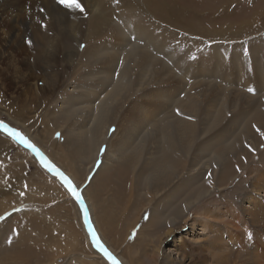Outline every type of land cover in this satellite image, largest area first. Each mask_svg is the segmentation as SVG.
<instances>
[{
    "label": "rangeland",
    "instance_id": "1",
    "mask_svg": "<svg viewBox=\"0 0 264 264\" xmlns=\"http://www.w3.org/2000/svg\"><path fill=\"white\" fill-rule=\"evenodd\" d=\"M150 1L153 0H80L85 8V12L82 13L78 10V14H75L74 8H66L59 0H10L11 5L15 6V9H12L13 11L15 10L13 20L18 26V28L15 26L17 35L21 32V26L19 25L20 23L24 24V20L28 24L34 22L26 26L29 32L31 31L30 34L37 30L35 29L38 27L37 24L40 23L43 25L42 27H44V24L49 21L43 16V13L46 10L52 11L56 6H59L63 10V13L59 14L60 17L58 22L62 20V25L66 26L67 30L64 34H61L62 38L60 37L59 59L58 63L54 65L55 68L45 72L41 67L36 71L38 73V75L36 74L35 76L36 79L31 76L32 79L23 81L17 86L6 84L7 82L5 83V80L12 75L8 71L0 70V122L6 123L9 127L15 128L23 133L25 137L35 144L36 148L44 153L52 163L60 168L73 181L81 197L88 206L91 222L100 240L104 243L108 251H110L122 264H173V260L178 261L176 264H179L181 260L184 264H264V220H250L248 213H246L245 209L242 207L244 196L254 190L253 185L254 182L257 184V180L261 182L260 191L263 198L262 200H264V179L262 180V178H264V164L263 162L261 163L260 157L264 154V123H262L263 126L262 124H256L254 126V130L250 136L246 138L239 147L235 148L237 151L235 149L229 151L233 153L227 159L230 164L234 163L232 164L234 166L239 165L240 158H243L244 162L239 165L238 169L233 171L232 175L225 178L227 181L222 183L219 179L223 171V165H225V157L223 161L222 159H216L215 155L218 154L216 148L210 153H208L209 150H207V153L206 150H204V153L199 150L197 154L191 152L185 159V165L179 170L177 174L178 178L174 180L175 183L164 187L162 190H153L150 179L147 177L148 175L144 176L143 173L146 172L140 170L147 161V152L142 154V160H139L136 167L134 161L122 162L124 177L127 173L133 172L130 177V183L127 187L123 188V181L121 180L122 173H118L120 165L118 162L114 163L111 160V156L106 153L107 145L103 144V147L101 146L103 151L101 149L95 161L88 164V159L92 161V155L90 157L89 150H87L84 160L77 158V161H75L69 157L67 152L68 148H66L64 144L62 145L64 138H66L63 135L66 131L64 119L58 121L54 139L51 138L49 133H46L48 127L50 129L57 123L53 118L61 113L65 115L67 110L73 112V120H75V127L77 129H80L81 124L88 120L89 108L85 103L86 97L84 96L87 91L83 90L81 87L82 84H87L89 82L88 78L85 77L89 70L86 64L87 49L91 48L96 42L99 43L104 40L113 39L109 33L112 26H118V22L121 23V26L125 27L127 25L130 26L128 21L132 23H141L142 21L149 27H147L149 34L155 33L154 35L157 36L159 40L170 43L171 48H176L177 50L181 48V50L184 51L186 50L185 47L190 48L188 45L189 39L185 36H190L192 39H195L197 42L193 49L191 48L189 49L191 51L188 50L185 52L187 66H190L191 63L199 59L205 61L210 56H214L215 53L213 55L211 54L219 47L220 49L218 51H221V53H219L222 54L224 58L223 60L220 59L223 65H233V49L237 47L243 50L240 57L236 60L238 64H243L245 58L247 60V58H250L252 55L255 58L259 56V60L262 59V52L264 53V19L262 20V18H264V0H177L176 2L170 0L169 2L171 5L165 8L162 7L160 10L151 7L147 8V5H151V3H149ZM16 7L18 9H16ZM0 10L3 9L0 8ZM167 10L168 12L170 11L169 14L166 12ZM72 26L82 27L74 37L71 34ZM95 26H99L100 31H94ZM53 27L61 29V26L58 25H53ZM241 28L242 30H240ZM207 32L213 35L211 36ZM32 35H35V37L40 40L38 35ZM87 35H90V37H87ZM22 37L19 42L28 44L29 41L32 43L34 42L33 38H30L27 33L22 35ZM256 38L258 40H256ZM16 43L17 41L15 39V47L17 46ZM204 48L207 53L202 51ZM256 48L259 49L258 54L253 52V49ZM74 50H76V52L71 59V53ZM218 51H216V53ZM246 65L249 66L247 71L249 73L252 65L249 64V59L246 61ZM140 67L141 65L138 62L132 70L134 73H138V68ZM51 78H56L55 82H57V85L49 81ZM157 86L158 85H155L154 88ZM73 88L75 89L73 90ZM76 92L78 93L76 94ZM142 94L143 93H141V95ZM201 94L208 95L209 92L203 90ZM37 96L39 99L32 103L31 100H35ZM62 96H65V98ZM132 96L133 97L128 101L126 107L131 104V101L139 98L144 100V97H146H139V93ZM43 98L45 99L44 103H42ZM68 100H70L71 103H66ZM234 101L235 99L229 100V104L231 103L233 106L241 105L244 110L249 109L247 106L252 104L249 98H244L243 94L239 96L237 103ZM244 101H249V105L245 104ZM78 103H80V105ZM231 104L229 106H232ZM75 105H77V107ZM91 105L92 104H90V106ZM58 107H60L62 112L60 109H57ZM78 108H83V110ZM78 110L81 112L78 113ZM122 117H124L123 114ZM230 118L231 115L229 112L228 115L223 117L222 121L214 123L212 121L213 118L209 115L208 125L210 129H207V131L200 130V139H206L207 137H212L209 140L218 139L219 136L223 134L226 138L221 144H224V141L227 142V140L230 142L234 141L242 131L243 124L241 125L242 127L235 130L238 134L236 132V134H232L234 130L231 129ZM111 124L109 131L110 134H114L118 130L119 124L118 122H112ZM2 133L8 136L6 138L11 140V143L13 141L17 144L16 146L22 148L23 151L12 146L10 148V153L7 154L4 161L5 163L8 160L12 161L9 163L10 170H12L10 179L12 181L7 185H11L14 192L2 195V197L0 196V224L5 226L2 228V230L5 231L7 228H12L13 230V228L16 227L15 225L19 226L21 223H26V235L33 241L30 242L31 244L29 245V247H33L29 248V250L32 256L33 253H39L33 257L27 254L25 257L27 261H29L27 264H38V262L40 264H113L107 260L106 257L99 254L100 252L97 250L92 241L93 239L87 231L83 219V212L78 202L68 191L65 184L60 181L59 176L49 171L41 164L40 159L33 149L28 148L17 139H14L11 135L5 133L2 127H0V134ZM57 133H59V136H57ZM228 134L232 135L228 138ZM253 140L255 142H253ZM248 141L251 142L250 148L247 146ZM254 144H257V146ZM50 150L53 153L51 156V152L49 153ZM27 151L31 157L24 158L26 161H24L23 164L24 167L26 166L27 168H23V171H21L15 166V163L17 164L18 161L14 160L12 155L18 154L24 156L25 152V156H28ZM63 151L66 152L65 156L62 155ZM4 152L8 151L4 150ZM104 159L113 162L112 172L109 170V172H107L108 175L105 176L108 180L107 183L110 182V184L102 188L103 192L99 194L100 202L96 204L94 200L96 205H92L91 207L88 201V194L86 193L88 192V187L91 185L94 176L100 172ZM220 168H222V171ZM35 172L38 174L35 175ZM1 174H3V171L0 170V175ZM136 176H138V181L143 177L141 185L138 181L134 183V178H136ZM217 176L218 179L216 178ZM178 179H182L181 184L184 187L182 191L179 192L180 196H177L175 201H170L168 199L166 210L163 213L160 212L159 214L153 215L152 209L154 206L156 207L154 203L157 204L162 196L177 186L179 184L177 183L179 181ZM215 179L220 182L215 181ZM208 180L211 181V184ZM39 184L47 187L52 192L46 194L40 191L39 188L35 186ZM55 184L57 187H55ZM31 188H33V190H30ZM202 190L203 192L205 191L206 194L200 193ZM15 192L18 194L17 196ZM20 192L23 195L20 194ZM31 192L32 195L34 193L33 196L30 195ZM198 195L199 198L196 199ZM148 196L152 198L151 201ZM189 197L190 201L188 200ZM10 198L15 199L16 204H9L10 201L8 202V200ZM4 201L8 204H5ZM118 201H120V203H118ZM122 203H124V206ZM211 208H214L215 212H209ZM107 210L109 213H107ZM113 213L117 215L114 216ZM123 214L125 219L121 217ZM23 215L25 217H23ZM109 218L115 219V224H111L108 221L107 223L106 219ZM119 218L123 223H121ZM206 219H208V223H204V225L208 227L202 224V221H206ZM262 219H264V213ZM102 220L103 222H101ZM194 220L196 221L194 222ZM161 221L165 222L163 223ZM47 222L49 224L46 226ZM171 222H173V224ZM145 223L148 224L146 225ZM189 223H195V228L189 230ZM161 225L165 227L158 228V226ZM12 230H10V232ZM41 231L42 233H40ZM221 235H224L222 238L223 240L220 238ZM7 236L10 237L12 241L14 240L13 245L16 244L17 246H12L15 248L26 245L18 240L16 234ZM41 238L43 240L45 239V242L42 241ZM75 238L78 239L76 243ZM196 238V242H193V239ZM70 241L73 243L70 244ZM180 241H182V243H180ZM50 242L53 244V248H51ZM4 243L0 245V248L4 246ZM43 245H46V247ZM47 245H49L48 249ZM31 249L36 251H32ZM166 251L169 252L166 253Z\"/></svg>",
    "mask_w": 264,
    "mask_h": 264
},
{
    "label": "bare ground",
    "instance_id": "2",
    "mask_svg": "<svg viewBox=\"0 0 264 264\" xmlns=\"http://www.w3.org/2000/svg\"><path fill=\"white\" fill-rule=\"evenodd\" d=\"M169 1L170 0H164V1L153 0L149 2L151 3V5L150 6L147 5V8L151 7V8H156L160 10V8L162 7L165 8L171 5ZM176 1L177 0H174V2ZM0 8L3 9V10H0V70L8 71L12 75L11 77L5 80V83L7 82L6 84H11V85L13 84L14 86H17L23 81H26V80L29 81L30 79H32L31 76L34 79H36L35 76L36 74L38 75L36 71L41 67L43 71L45 72L48 70H51L52 68H55L54 65L58 63V59H59L58 52L60 49V37L62 38L61 34H64L67 30V27L62 25V20L58 22V19L60 17L59 14L63 13V10L59 6H56L52 9V11L46 10L43 13V16L49 22L47 21L48 23L46 24L43 23L44 27H42L43 25H41L40 23L37 24L38 27L35 28L37 30L32 33V34L38 35V37L40 38L39 40L35 37V35L30 34L31 31L29 32L28 28L26 27L29 24L34 23V22H30L28 24L24 20V24L20 23L19 25L21 26L20 34L19 35L16 34L15 26H17V23L15 24L13 20L15 10L13 11L12 9V8L15 9V6L11 5L10 0H0ZM16 9L18 8L16 7ZM74 11H75V14H78V9L74 8ZM166 12H168V10ZM263 19L264 18H262V20ZM128 23L130 24V26L127 25L123 27L121 26V23L118 22L117 25L121 27L112 26L110 33H109L111 35V38L113 39L111 40L103 39L104 41H101L99 43L96 42L93 44L91 48L87 49L88 53L86 54L87 55L86 64L89 70L87 71L88 74L85 75V77L88 78L89 82L87 84H82L81 87L83 88V90L87 91L86 95L84 96L86 97L85 103L87 104V107L89 108V116L87 118L88 120H86L85 122L81 124L80 129H77L75 127V120H73L74 119L73 112L70 110H67L65 115L61 113L57 117L53 118L54 121L57 123L54 124L55 126L51 124L53 127L50 129L48 127V130L46 133H49L51 138L54 139L55 131L58 127V121H61L60 119H64L63 121H65L66 123V131H65L66 133L64 132L63 135L66 138H64V142L62 143V145L64 144V146L68 148L69 151L67 150V152L69 154V157L75 161H77L76 160L77 158H81L84 160V158L86 157V152L87 150H89L90 157L92 155V161L88 159L89 160L88 164H91L95 161V159L98 157L99 151L103 147V144L107 145L108 147L106 149V153L111 156V160L114 163L118 162L120 165V167L118 168L119 172L118 171L117 172L122 173L121 180L123 181V185L122 184L121 185L123 186V188L127 187V185L130 183V177L132 176L133 172L127 173L124 177V167L122 165V162L123 161L124 162L134 161L135 167H136L139 160H142L141 159L143 157L142 154L145 152L148 153L147 161L144 163L142 168L140 167L141 168L140 170H142L143 172H146V173L142 172L144 176L148 175L147 177L150 179V183L152 185L153 190H162L166 186L173 185L175 183L174 180L178 178L177 174L179 170L184 167L185 159L190 155L191 152L197 154L199 150H201L202 153H204V150H206V153H207L208 152L207 150H209L208 153H210L214 148L217 149V153H218L217 155H215L216 159H222L223 161V158L225 157L224 158L225 165H223L224 166L223 171H222V168H220L222 171V174L219 172L221 174L219 176L220 177L219 179L222 183L227 181L225 180V178L229 175H232L233 171L238 169L239 165L244 162L243 158H240V159L237 158L239 159V163H240L239 165L234 166L232 165L234 163L230 164L228 162L229 160L227 161V159L233 153L229 151L231 150L233 151L235 148L239 147V145L246 138L250 136L256 124L264 123V53L261 50L262 55H263L261 60H259L258 58L259 56H256L258 58L257 59L253 55L250 58H247V60L249 59V64L250 65L252 64L249 73L247 72L249 66L246 65V61H247L246 58L243 64H238V62L236 61L238 57H240L243 51L239 47L233 49L234 51V54H232L234 55V57H232L233 65H230V64L223 65V63L220 62V59L223 60L224 58L222 57V54H220L221 51H218L220 49L219 47L217 48V50H215L211 54L213 55L215 53L214 56H210L205 61L203 59H199L198 61L191 63L190 66H187L186 65L187 62L185 61L186 59L185 52L191 48L193 49L195 43L197 42L195 39H192L190 36H185L186 38L189 39L188 45L190 48L185 47L186 50L184 51H182L181 48L177 50L176 48H171L170 43L163 41V40H159V38L154 35L155 33L149 34L148 32L149 27L147 26L146 23L142 21L141 23L139 22L132 23L128 21ZM53 25L61 26V29H58V28L56 29L55 27H53ZM71 28H72L71 34L74 37L76 36L75 34H77L81 30L82 27L80 28V26H72ZM242 28L240 30H242ZM94 31H97V32L100 31V27L95 26ZM26 33L29 35L30 38L31 37L33 38L34 40L33 43L30 42L28 44L24 42H19L22 35ZM207 33L211 36L213 35L210 32H207ZM87 37H90V35L89 36L87 35ZM15 39L17 41L16 47L14 46ZM256 40L258 39L256 38ZM202 51L204 53H207L205 48ZM216 51L218 52L216 53ZM258 51H259L258 48L253 49V52H256L257 54H258ZM75 52L76 50H74L71 53V59H72V56L75 54ZM138 62L141 65V67L138 68L139 69L138 73H134L132 69L138 64ZM55 79L56 78H51L49 81H52L54 85H57V82H55ZM154 84L158 86L154 88L155 86ZM74 89L75 88H73V90ZM249 89H253V91H249ZM203 90H206L207 92H209V94L208 95L201 94ZM77 93L78 92H76V94ZM138 93H139V97L146 96L144 97V100H142V98L141 99L136 98L137 100L131 101L130 102L131 104L126 107L128 101L133 97L132 95H136ZM141 93L143 94L141 95ZM241 94L244 95V98H249V100L252 102L250 106H247L249 108L247 110L242 109L243 106L241 105L233 106L230 103L232 106H229L230 105L229 100L235 99L234 102L237 103L239 100V96ZM63 98H65V96ZM38 99L39 97L37 96L35 100L32 99L31 102L34 103ZM78 99H75V100H78ZM44 102H45V99L43 98L42 103ZM69 102L70 100H68V102L66 103H69ZM244 102L245 104L249 103V101H244ZM56 104H57V100H56ZM78 104L80 105V103ZM90 104L92 105L90 106ZM75 106L77 107V105ZM57 109L59 110L60 107H58ZM78 109H81V108H78ZM81 110H83V108ZM77 112L80 113L81 111L78 110ZM229 112L231 115V118H230V123L232 126L231 129L234 130L232 134H236L237 131L235 130L238 129L239 127H242L241 125L243 124L242 131L239 133L238 137L235 138L234 141L230 142L227 140V142L224 141V144H221L222 141L226 138V136L223 134H221L218 139L209 140L212 137H209V138L207 137L206 139H203V138L200 139L199 131L200 130L207 131V129H210V126L208 125L209 115H211V117L213 118L212 121L214 123H217V122L222 121L223 117L228 115ZM122 114L124 117H122ZM112 122H118L119 124L118 130L114 134H110V131H109V128L112 125L111 124ZM3 131L5 132L4 129ZM2 134H0V159H1L0 160V163H1L0 170L3 171V174L0 175V184H1L0 196L1 197L2 195H7L9 193L14 192L13 187L11 185H7L10 181H12L10 180L12 170H10L11 168L9 166V163L12 161L8 160L6 163L4 162L7 157V154L10 153V148L12 146H15V148L23 151L22 148L16 146L17 145L16 143H14L13 141L11 143V140L6 138L8 136H6L5 134L3 135ZM232 134H228V138ZM253 142L255 141L253 140ZM42 143L45 144L44 142ZM54 144H57V143H54ZM250 144L251 142L248 141L247 146L249 148L251 147ZM254 145L257 146V144H254ZM4 150L8 152H4ZM235 150L237 151V149ZM49 153H50V156L53 155L51 150L49 151ZM62 155L65 156L66 152L63 151ZM12 156L14 160L18 161L17 164L15 163V166L19 170L23 171V168H27L26 166L24 167L23 162L26 161V159L24 158L31 157L29 152H28V156H25V152H24V156L18 155V154H14ZM260 157H261V163L263 162L264 164V154L261 155ZM113 162L107 159H104V161L102 162L100 172L94 176V179L91 185L88 187V190H87L88 192L86 194H88V197H89L88 201L91 207L92 205H96L100 202L99 194L103 192L102 188L110 184V182L107 183L108 180L106 179L105 176L108 175L107 172H109V170L110 171L112 170ZM237 163H238V160H237ZM36 174L38 173L35 172V175ZM216 178L218 179V176ZM134 179H135L134 183L137 182L138 176H136V178ZM182 179L180 180L178 179L179 181L177 180L178 181L177 183L179 184L175 186L174 188H172L170 191H168L164 196H162V198L159 199L157 204L154 203L156 207L154 206V208L152 209L153 215L159 214L160 212L163 213L166 210L168 206V199L170 201H175L177 196L178 197L180 196L179 192L182 191V189L184 188L181 184ZM263 179L264 178H262V180ZM142 180H143V177H141L138 181L140 185L142 184ZM215 181L220 182L219 180H216V179ZM42 184L35 185V186L38 187L40 191H43L46 194H50L52 191L48 189L47 187H44ZM260 184H261L260 180H257V184L254 182V185H253L254 190L252 189L253 191L252 192L250 191L249 194H246L243 198L244 203L242 207L245 209V212L248 213L250 220L252 221L264 220L262 219L263 213H264V200H262L263 198H262L261 191H260ZM55 187H57L56 184H55ZM30 190H33V188H31ZM24 191H28V190H24ZM200 193L206 194L205 191L203 192V190ZM20 194L22 193L20 192ZM17 195L18 194H16V196ZM30 195L33 196L34 193L32 195V192H31ZM13 198H10L8 200V202L10 201L9 204H13V203L16 204V200ZM148 198L150 197L148 196ZM197 198H199V195L196 197V199ZM151 199L152 198H150V201ZM184 200H187V199H184ZM188 200L190 201V197L188 198ZM121 201H124V200H121ZM118 203H120V201H118ZM5 204H8V203H5ZM122 204L124 206V203ZM35 212H38V211H35ZM209 212H215L214 208H211ZM107 213H109L108 210H107ZM116 215L114 214V216ZM101 216H102V213H101ZM23 217L25 216L23 215ZM121 217L124 218V214ZM102 219H103V216H102ZM90 220H91V217H90ZM114 220L112 218H109V219H106V222L108 221L111 224H115ZM120 221L121 223H123L122 220ZM195 221L196 220H194V222ZM101 222H103V220ZM173 222L171 223L173 224ZM204 223L207 224L208 219H206V221L205 220L202 221L203 226H206L204 225ZM48 224L49 223L47 222L46 226ZM145 224L147 225L148 223H145ZM15 226L16 227H14L13 230L12 228L11 229L7 228V230L3 231L2 228H4L5 226L0 224V229L2 231V232L0 231V245H2L5 242L4 246L0 248V264H27L29 262L27 261V258H25L27 254H29L31 257L39 254L38 252L33 253V256H32V253L29 250V248L33 247V246L29 247V245L31 244L30 242H33V241L32 239L28 238V236L26 235V232H27L26 223L25 224L21 223L19 226L18 225H15ZM195 226H196L195 223H191V224L189 223L188 229L189 230L193 229L195 228ZM164 227H165L164 225L158 226V228H164ZM10 230L12 231L10 232ZM144 230H145V227H144ZM105 232H106V229H105ZM40 233H42V231ZM10 234H16V236H18V240L21 241V243L26 244V245L24 246L22 245L23 247H19V248L13 247L17 245L16 244L13 245L14 240L12 241V239L7 236ZM223 236L224 235H221L220 238L222 239ZM41 240L45 242V239L43 240L41 238ZM76 240L78 239L75 238V243H76ZM193 240H192L193 242H196L197 238ZM46 241L48 242L47 239ZM69 243L72 244L73 242L71 243L70 241ZM101 243L104 245L102 241ZM180 243H182V241H180ZM50 245H51V248H53V244L51 242H50ZM47 246H48L47 247L48 249L49 245ZM44 247H46V245ZM31 250L36 251L33 249ZM167 252L169 251H166V253ZM95 257H92V258H95ZM173 261H174L173 264H176L178 262L176 260H173ZM38 264L40 263L38 262ZM179 264H184V263L181 260ZM187 264H190V263H187Z\"/></svg>",
    "mask_w": 264,
    "mask_h": 264
},
{
    "label": "snow or ice",
    "instance_id": "3",
    "mask_svg": "<svg viewBox=\"0 0 264 264\" xmlns=\"http://www.w3.org/2000/svg\"><path fill=\"white\" fill-rule=\"evenodd\" d=\"M59 2L64 5L66 8L72 9H78L80 12H85V8L80 2V0H59ZM30 43V41H29ZM249 91H253V89H249ZM0 127H2L9 135H11L14 139H17L22 144L26 145L28 148L33 149L36 154L40 157L41 163L51 172L55 173L60 177V179L63 181L65 186L67 187L68 191L73 195L77 201H79L81 207H84V200L81 197L78 188L74 185L73 181L64 173L62 172L56 165H54L48 158L38 149L36 148L35 144H33L23 133L18 131L15 128L9 127L8 124L0 122ZM57 136H59V133H57ZM103 151V149H102ZM211 182V181H209ZM87 210H85V219L87 220ZM89 229L91 230V234L93 237V242L95 245L100 248L101 251L104 252V254L113 261V264H117L116 258L112 255L111 252L108 251V249L101 243L99 238L97 237V234L94 230H92L91 223L88 224Z\"/></svg>",
    "mask_w": 264,
    "mask_h": 264
},
{
    "label": "water",
    "instance_id": "4",
    "mask_svg": "<svg viewBox=\"0 0 264 264\" xmlns=\"http://www.w3.org/2000/svg\"><path fill=\"white\" fill-rule=\"evenodd\" d=\"M6 132V131H5ZM7 133V132H6ZM8 134V133H7ZM35 152V151H34ZM36 153V152H35ZM45 155V154H44ZM46 156V155H45ZM37 157L40 159V157L37 155ZM47 157V156H46ZM48 158V157H47ZM49 160V159H48ZM54 164V163H53ZM55 165V164H54ZM60 169V168H59ZM61 170V169H60ZM62 171V170H61ZM63 172V171H62ZM58 176V175H57ZM59 179H60V177H59ZM60 181L61 182H63L61 179H60ZM75 185V184H74ZM76 199V198H75ZM76 201H77V199H76ZM78 202V204H79V206H80V208H81V210H82V212H83V219H84V222H85V224H86V227H87V231H88V233L91 235V237H92V234H91V230L89 229V227H88V224L89 223H91V225H92V230H94L95 228L93 227V224H92V222H91V220H90V215H89V210H88V206H87V204L84 202V207H81V205H80V203H79V201H77ZM85 210H87V213H88V215H87V220L85 219ZM95 231V230H94ZM97 236H98V234H97ZM98 238H99V236H98ZM92 239H93V237H92ZM99 240H100V238H99ZM93 241V240H92ZM94 243V242H93ZM94 245H95V243H94ZM96 246V245H95ZM96 248H97V250L100 252V254L103 256L104 255V253H103V251H101L100 250V248H98L97 246H96ZM105 257H106V259L107 260H109L110 262H112L113 263V261L111 260V259H109L106 255H104ZM116 261H117V264H122L119 260H117L116 259Z\"/></svg>",
    "mask_w": 264,
    "mask_h": 264
}]
</instances>
